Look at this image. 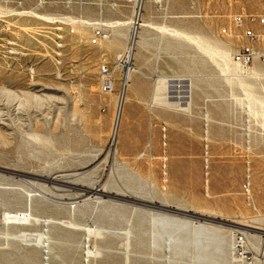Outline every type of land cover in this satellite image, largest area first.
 I'll list each match as a JSON object with an SVG mask.
<instances>
[{"label":"rangeland","instance_id":"obj_1","mask_svg":"<svg viewBox=\"0 0 264 264\" xmlns=\"http://www.w3.org/2000/svg\"><path fill=\"white\" fill-rule=\"evenodd\" d=\"M161 6L146 7L153 28L129 64L119 60L132 33L125 25L96 46L87 29H77L56 66L41 33L46 24L4 14L0 2V264H244L235 256L238 233L246 237L248 262L264 264V77L253 76L264 74V63L240 71L230 63L241 45L233 16H264V0ZM251 26L264 36V26ZM171 30L205 43L200 48ZM10 38L20 54L3 57ZM256 47L264 52V37ZM101 64L113 72L110 94L99 91ZM158 77L169 80L175 106L153 104ZM128 201L179 210L196 222L212 219L222 251L212 243L211 257L200 260L196 233L185 227L161 231L178 239V251L175 241L168 250L152 222L164 213Z\"/></svg>","mask_w":264,"mask_h":264},{"label":"built area","instance_id":"obj_2","mask_svg":"<svg viewBox=\"0 0 264 264\" xmlns=\"http://www.w3.org/2000/svg\"><path fill=\"white\" fill-rule=\"evenodd\" d=\"M162 1L153 0V3L161 9ZM4 14H17L20 16H33V13L44 8H52L46 13L48 19L43 21L46 26L41 33L49 38V55L56 66H61L64 59L65 40L68 35H73L77 29H87L90 33L89 42L96 46L102 41H107L113 32L111 22L127 18L128 26L132 32L137 31L143 20L145 5L148 0H0ZM2 13V15H4ZM258 23L264 26L262 15H235L232 18V27L237 31L236 37L241 45L230 56L231 61L240 68H248L255 60L264 63V52L256 47L263 39V35L256 31L251 24ZM222 32L227 34V29ZM40 33V32H38ZM130 40L127 46H130ZM2 56L11 58L20 54L21 46L16 39L10 38L2 44ZM125 56L123 53L119 60ZM33 70L30 77L33 78ZM113 72L107 64L98 67V87L101 94H110L114 91ZM177 81L178 80H174ZM177 84V88H178ZM180 93V90L177 91ZM243 191L249 195L250 184L243 185ZM236 250L241 254L236 257H244V264L248 262L246 250V237L238 233L236 235Z\"/></svg>","mask_w":264,"mask_h":264},{"label":"bare ground","instance_id":"obj_3","mask_svg":"<svg viewBox=\"0 0 264 264\" xmlns=\"http://www.w3.org/2000/svg\"><path fill=\"white\" fill-rule=\"evenodd\" d=\"M41 14V13H39ZM36 18H40L41 21H45L44 19H48L46 14H41L44 16H39L37 14H33ZM117 21V20H116ZM111 22V26L113 28L118 27V26H125L128 25L127 21H119V22ZM152 27L151 22L146 21V20H142L139 29L137 31H134L131 33L129 40H130V46L126 47L125 50V64H129L130 60L135 56V49L137 46H139L141 44L142 41V33L146 30ZM153 28V27H152ZM114 30V29H113ZM170 31V30H169ZM165 32H168L167 30ZM172 34H174L176 37H183L186 38L188 40H190V37L188 35H185L182 32L179 31H175V30H171ZM128 38V37H127ZM194 42V38H191ZM198 41V40H196ZM201 45L202 43H205V41H200ZM197 42V43H200ZM195 43V42H194ZM209 46V48L211 47L210 45H206ZM204 47V45H203ZM208 49V48H207ZM215 48H213V52ZM211 51V48H210ZM216 52V51H215ZM219 54H221L222 56H224L225 58H227V54L224 52H217ZM218 54V55H219ZM231 65L234 66L236 69H238L239 71L241 70V68L234 64L232 61H230ZM230 69V68H229ZM253 76L257 77H264V74H258V73H254L253 72ZM131 78V70L129 69L126 74L124 75L123 78V85H122V89L120 91V94L118 96V101H117V109L115 111V115H114V122H113V127H112V138L116 141L118 139L119 136V129H120V119H121V113H122V108H123V104L125 101V95L127 92V83L129 82ZM156 83L157 86L154 88V92H153V104H158L161 106H165V107H171V106H175V103H171L170 102V97L167 95V88H168V83L169 80L165 79V78H161L158 77L156 79ZM177 104V103H176ZM150 106V105H149ZM177 106V105H176ZM184 110V109H182ZM105 193V192H104ZM115 199H118L115 197ZM129 203H131L132 205H137L140 207H144L149 211H158V213H164L161 216L152 218V222L153 224H157L161 229L159 231H156V234L159 236L164 235L165 234V239H166V247L168 250H171V247H173V243L175 241V249L179 248V244H178V239H174L173 234L171 232L168 233H161V231L163 229H166V227H168L169 229L171 228H192L193 232L196 233V238L194 241V246L196 247L197 251L199 250V259H209L211 256L210 254L207 253V250L209 249V247L212 245V243H214V249L215 250H220V252L222 251V240L219 238L218 233H219V228H217V226H213L211 224H208L207 222H215L212 219L209 218H205L202 216H196L195 218H197L198 220H204L207 221L206 223H201V222H196L194 219L191 218H181L179 217V215H186L185 213L179 211V210H172V209H168L165 206L162 205H153L150 203H145V202H137V201H128ZM159 206V207H157ZM220 222V221H219ZM194 223H198L197 226H193ZM233 228H240L237 226H233ZM231 231V230H229ZM259 233V232H257ZM255 234V233H254ZM128 235V234H126ZM157 237V236H156ZM254 237V236H253ZM38 237H35L34 240H37ZM163 239V238H162ZM164 245V244H163ZM164 245V246H165ZM246 246L247 245V240H246ZM246 247V249H247ZM218 252V251H217ZM238 258V257H236ZM241 259H243L244 257H239ZM169 262V260H168Z\"/></svg>","mask_w":264,"mask_h":264},{"label":"crops","instance_id":"obj_4","mask_svg":"<svg viewBox=\"0 0 264 264\" xmlns=\"http://www.w3.org/2000/svg\"><path fill=\"white\" fill-rule=\"evenodd\" d=\"M151 1H153V0H148V2L146 3V5H145V10H146V7L147 8H149V5H150V2ZM145 13V12H144ZM143 20H146V21H149V22H151V20L149 19V17H148V15H147V13H145L144 15H143ZM152 23V22H151ZM153 24V23H152ZM150 29H146L143 33H142V41H141V44L139 45V46H137L136 47V49H135V54H137V52L138 51H140L142 48H143V46H144V43H145V40H146V34H147V32L149 31ZM182 33H184V32H182ZM185 35H188V34H186V33H184ZM189 37H190V40L191 41H193L191 38H194L195 39V37H193V36H190V35H188ZM194 42L201 48V42L200 41H196V40H194ZM197 42H200V43H197Z\"/></svg>","mask_w":264,"mask_h":264},{"label":"water","instance_id":"obj_5","mask_svg":"<svg viewBox=\"0 0 264 264\" xmlns=\"http://www.w3.org/2000/svg\"><path fill=\"white\" fill-rule=\"evenodd\" d=\"M156 206V205H155ZM157 207H159V206H157Z\"/></svg>","mask_w":264,"mask_h":264}]
</instances>
